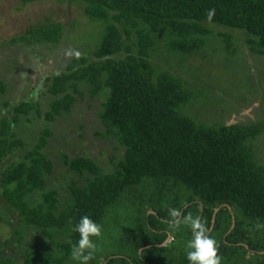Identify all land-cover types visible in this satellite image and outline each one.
<instances>
[{
  "label": "trees",
  "instance_id": "16d2710c",
  "mask_svg": "<svg viewBox=\"0 0 264 264\" xmlns=\"http://www.w3.org/2000/svg\"><path fill=\"white\" fill-rule=\"evenodd\" d=\"M55 1L81 4L83 15L99 23L101 35L92 47V59L72 58L68 72L46 78L52 98L44 119L54 121L68 112L75 100L69 89L79 93L77 87L83 83L91 96L104 95L98 113L104 133H97L114 139L122 156L117 162L111 157L113 167L105 172L87 156L63 154L67 169L59 184L65 190L63 201L57 187L49 186L54 165L43 152L52 135L49 128L18 161L0 168V212L5 207L8 212L3 215L16 214L17 227L35 230L44 238L40 245L23 250L21 264H67L78 239L73 226L79 218L88 215L102 226L119 209L132 213L128 217L137 223L128 231L135 257L149 263L188 264L182 244L166 243L169 234L173 242L171 235L178 232L168 229V208L199 214L209 233H220L221 264H264V228L255 227L264 224V165L256 161L251 146L264 133V122L197 123L183 112L191 93L182 79L157 69L153 62L156 37L164 40L170 53L187 56L202 49L213 26L243 32L249 51L264 56V0ZM210 8L215 14L208 20ZM62 34L61 23L46 19L10 41L56 44ZM230 35H218L228 51ZM236 49L237 44L232 53ZM31 110L28 102H21L14 106L11 120L0 117V160L25 146L12 127ZM36 194L38 200H31ZM13 232L22 235L18 228ZM189 237L188 229L185 238ZM150 248L159 256H149ZM125 260L110 256L103 264Z\"/></svg>",
  "mask_w": 264,
  "mask_h": 264
},
{
  "label": "rangeland",
  "instance_id": "374dc122",
  "mask_svg": "<svg viewBox=\"0 0 264 264\" xmlns=\"http://www.w3.org/2000/svg\"><path fill=\"white\" fill-rule=\"evenodd\" d=\"M83 14V7L78 3L41 0L22 4L15 0H0V85L3 84L4 88L0 93V117L7 116L11 120L14 106L21 102L32 106L29 114L21 116L12 127L14 136L25 146L0 160V168L18 161L27 149L35 145L41 131L49 128L52 135L47 138V146L43 150L54 165L49 186L57 187L62 201L65 190L59 184L62 175L67 173L63 154L68 157L87 156L105 172L113 167L111 157L117 162L122 156V149H116L114 139L97 133H104L98 117L104 95L91 96L88 86L83 83L77 87L79 93L69 89L75 100L68 112L57 116L54 121L44 119L52 98L47 92L49 81L46 78L68 72L67 63L72 58H93L92 47L100 39L101 27ZM46 19L63 26L62 37L56 44L10 41L11 37ZM213 28V34L207 37L202 49L187 56L170 53L164 40L156 37L158 49L153 55L154 65L182 79L184 88L191 93L189 102L182 106L183 112L197 123L216 126L264 122V56L249 51L244 44L246 37L243 32L221 26ZM219 32L232 35L229 51L222 38L218 37ZM236 44L238 50L232 53ZM251 146L256 161L264 165V133L253 139ZM37 196L33 195L31 200H38ZM0 203L3 205L1 198ZM7 210L3 207L0 212V260L11 259L8 264H21L23 250L34 243L40 245L44 238L35 230L17 227L16 214L9 212L8 216L3 215ZM131 214L119 209L118 214L104 220L100 236L93 237L97 251L88 264H95L97 260L103 264L105 257L110 256L125 258L123 264H164L149 263L134 256L128 231L137 223L133 217H128ZM15 228L20 229L22 235L14 234ZM186 230L188 228L182 225L176 236L171 235L173 242H170L169 234L166 243L173 246L182 244L180 250H184ZM211 232L209 235L217 241L220 233ZM149 250V256H159L157 250ZM246 255L250 256L249 253ZM67 264L78 262L71 259ZM115 264L121 263L116 261Z\"/></svg>",
  "mask_w": 264,
  "mask_h": 264
},
{
  "label": "clouds",
  "instance_id": "9594fccd",
  "mask_svg": "<svg viewBox=\"0 0 264 264\" xmlns=\"http://www.w3.org/2000/svg\"><path fill=\"white\" fill-rule=\"evenodd\" d=\"M215 9L207 10L206 18L211 20ZM168 229L174 232L186 226L190 237L184 241V253L188 264H221V257L217 254L218 243L210 236L209 229L202 221L199 214L188 212L182 214L178 208H168ZM256 228H264V224H256ZM73 231L78 233V239L71 245L70 255L78 264H88V261L97 251V243L93 237L101 234V225L93 221L88 215H82L73 226ZM140 252H143L140 249Z\"/></svg>",
  "mask_w": 264,
  "mask_h": 264
},
{
  "label": "water",
  "instance_id": "95a60500",
  "mask_svg": "<svg viewBox=\"0 0 264 264\" xmlns=\"http://www.w3.org/2000/svg\"><path fill=\"white\" fill-rule=\"evenodd\" d=\"M219 208H216L215 211H214V214H213V218H212V224L214 222V219H215V215H216V212L218 211Z\"/></svg>",
  "mask_w": 264,
  "mask_h": 264
}]
</instances>
